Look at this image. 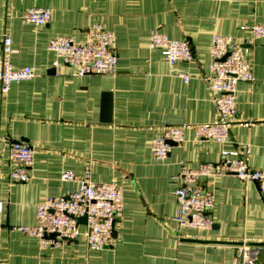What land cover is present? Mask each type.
<instances>
[{
  "label": "crops",
  "instance_id": "1",
  "mask_svg": "<svg viewBox=\"0 0 264 264\" xmlns=\"http://www.w3.org/2000/svg\"><path fill=\"white\" fill-rule=\"evenodd\" d=\"M30 7L51 9L41 25L24 20ZM264 23V0H0V41L12 38L16 67L36 75L0 90V264H234L242 248L264 247V194L253 181L234 174L203 177L215 195L214 221L207 230L179 225L174 190L181 165L215 162L223 149H251L252 167L264 168V38H250L244 23ZM115 35L114 73L76 74V66L48 48L57 36L84 41L94 25ZM159 29L171 39H187L191 61L170 65L151 46ZM242 44L256 80L241 81L238 113L224 143L186 132L164 159L152 140L170 125L214 123L218 111L205 79L215 34ZM180 73H188L185 82ZM13 141L35 147L30 179L10 177ZM89 170L96 182L124 192V212L115 221L111 244L89 249L84 235L43 245L18 229L37 222V206L47 197L78 189ZM64 171L76 179L64 181ZM257 261V258H256ZM261 264H264V256Z\"/></svg>",
  "mask_w": 264,
  "mask_h": 264
},
{
  "label": "built area",
  "instance_id": "2",
  "mask_svg": "<svg viewBox=\"0 0 264 264\" xmlns=\"http://www.w3.org/2000/svg\"><path fill=\"white\" fill-rule=\"evenodd\" d=\"M24 20L36 24L51 21L52 12L47 7H30L24 12ZM242 30L250 31V38H264V23H244ZM151 46L161 50L170 65L191 61L194 52L187 39H171L159 29L150 35ZM48 48L56 54L53 65L59 59L76 66V74L114 73L117 64L115 35L102 25H94L84 41H75L72 37L57 36L49 41ZM14 53L12 38L5 33L0 41V90L6 93L12 83L31 79L36 75L32 66L16 67L11 61ZM212 62L209 75L205 78L210 85L218 111V120L214 123L194 125H170L161 136L152 140V152L158 159H164L175 144L183 143L186 132L194 128L196 136L218 143L230 138V126L238 113L236 94L241 81L253 82L256 76L251 64L245 59L242 44L230 35L215 33L212 36ZM185 82L190 80L188 73H180ZM251 149H223L215 162H203L196 168L181 165L180 187L174 190L177 201L175 221L185 227L207 230L214 221L211 211L215 206V195L205 190L200 180L214 175L234 174L244 181L255 182L264 194V168L252 167L248 161ZM35 147L27 142L13 141L9 148L10 177L14 181L26 182L30 179V167L34 161ZM64 181H73L76 174L64 171ZM124 192L114 183L96 182L89 170L80 179L77 190L68 195L47 197L37 206V222L33 225H21L20 231L41 239L43 245L58 244L64 240L77 239L84 235L89 249H103L112 242L115 221L124 212ZM0 200V214L4 210ZM86 217V223L80 219ZM52 233L58 234L50 238ZM260 248H242V261L234 264H255Z\"/></svg>",
  "mask_w": 264,
  "mask_h": 264
},
{
  "label": "water",
  "instance_id": "3",
  "mask_svg": "<svg viewBox=\"0 0 264 264\" xmlns=\"http://www.w3.org/2000/svg\"><path fill=\"white\" fill-rule=\"evenodd\" d=\"M86 217H82L81 219H80V221L81 222H84V223H86ZM58 234H56V233H52V234H50L49 235V237L50 238H54V237H56ZM70 240H73V239H70ZM263 256H264V247H263V245H261V247H260V249H259V251H258V253H257V261H256V263L255 264H261V262H262V260H263Z\"/></svg>",
  "mask_w": 264,
  "mask_h": 264
}]
</instances>
